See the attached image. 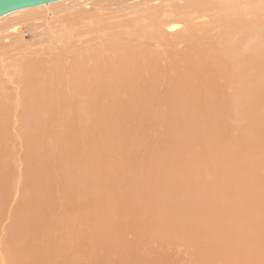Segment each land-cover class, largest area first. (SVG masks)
Here are the masks:
<instances>
[{
    "label": "bare ground",
    "instance_id": "1",
    "mask_svg": "<svg viewBox=\"0 0 264 264\" xmlns=\"http://www.w3.org/2000/svg\"><path fill=\"white\" fill-rule=\"evenodd\" d=\"M115 1L128 2L123 6L127 9H141L128 16L121 26L107 25L106 30H112L107 33L116 37L106 40L100 50L93 48L86 57L69 60L70 79L66 78L64 67L46 66L41 70L25 58L18 75H13L0 57L3 101L9 104L12 97L25 96L27 102L17 108V113L10 106L4 113V127L0 125V135L8 140L9 147L5 149L0 142V264H170L177 256V251L168 252L174 244L179 249L192 248L201 264H215L219 256L232 264H264V219L247 240L244 230L231 234L230 229L227 232L214 224L219 217L212 213L223 215L225 211L218 208V196L231 190L233 181L241 183L243 175L239 174L245 169L249 170L248 175L255 174L257 189L248 199L246 195L243 207L247 211L240 213L253 216V220L255 214L264 216V139L257 140V131L250 130L255 123L264 124V110L259 112L254 107L253 114L246 118L247 130L239 126L240 144L239 138L233 140V135L228 136L229 128L222 124L226 115H217L221 107L224 111L233 109L243 93L256 99L264 96L260 87L243 83L238 88V75H257L259 72L251 73L248 69L259 61V66L264 64V0H239L241 8L238 0H74V21L90 13L117 10V6H109ZM22 9L12 11L14 17L25 11ZM95 28L102 30L104 22L96 20L92 30ZM12 31L19 32L18 28ZM85 35L75 28L76 41L86 39ZM248 42L259 46L251 58L246 57L249 50L244 48ZM238 61L246 67L240 69ZM90 68H97L107 81L98 83L94 69ZM36 72H41V76L35 80L32 74ZM161 72L166 73L164 88L153 85L148 77ZM179 75L183 78L179 79ZM20 76L26 83L20 81ZM103 85L106 87L102 88ZM78 87L90 95V100L83 103L87 110L94 111L95 106L104 115L121 112L122 121H96L112 122L118 130L116 135L110 136L107 129L95 126L90 135L79 136L74 119L71 123L62 120L58 125L51 124L58 115L52 116L73 101L71 93ZM110 90L119 94L117 99L111 100ZM163 102L169 107L161 109ZM26 117L22 122L25 132L20 125L22 138L17 142L19 131L13 130L16 118ZM144 121H150L147 124L158 130L149 131L147 124L144 130ZM64 128L68 134L62 132ZM201 128L211 135L207 137L202 132L200 136ZM9 130L14 133L12 143L4 133ZM172 131L178 134L169 137ZM263 134L259 136L263 138ZM231 141L235 144L231 145ZM145 143H150L146 147L151 149L147 159L140 153ZM180 143L189 155L199 151L200 158L188 157L193 171L186 172L195 182L205 183L208 193L178 182L179 198L174 201V197L169 203L173 211L156 208L161 204L156 199L160 190L149 183L144 162L147 160L155 171L165 167L162 172L173 176L181 169L177 164H166L164 158L169 160V149L180 150ZM19 151L22 155L18 157ZM29 151L31 160L27 157ZM242 157L246 158L244 163ZM12 158L20 161L18 173L14 163H10ZM232 166L231 178L227 169ZM24 169L32 172L30 182ZM4 178L13 187L5 185ZM131 178L139 184L132 183ZM221 179L226 184L219 183L224 182ZM200 198L210 202V211ZM12 201L17 206L12 208L11 221L7 223V209ZM181 211H186L188 218L180 220ZM130 213L132 216L127 218ZM225 216L228 219L222 221L224 227L234 224L230 220L233 214L227 212Z\"/></svg>",
    "mask_w": 264,
    "mask_h": 264
},
{
    "label": "rangeland",
    "instance_id": "2",
    "mask_svg": "<svg viewBox=\"0 0 264 264\" xmlns=\"http://www.w3.org/2000/svg\"><path fill=\"white\" fill-rule=\"evenodd\" d=\"M218 1H220V2H222V1L236 2V0H218ZM125 3L128 4V2H125V1L120 2V3H118V1H115V3L112 2L111 5H109V6L110 7H116L117 6L118 7L117 10L103 11V13H99V11L95 12V13H90V14H87L85 17L78 18L79 21H74V19H76L74 0H58V1L50 2L48 4H42V5L33 6V7H26L25 11H23L19 17H17V16L14 17L13 12L7 13V14L3 15L2 17H0V57H3L4 60L7 62L6 64H7L8 68L10 69V71L13 75H18V71H19V67L21 65V61L25 58L28 60V62H29L28 64L32 63L36 68L41 69V70H43L46 66L55 67L57 69L64 67L63 70L65 72V76L67 79H70L72 74H71L70 68L68 66L69 60L82 59L83 57H86L87 55L92 53L93 48H97V50H100L99 48L102 46V44L106 40H109L111 38L113 39L116 37L114 34H108L107 33V31L112 33V30H110V29L106 30V26L107 25H109V26H121L123 24V22H125L127 20L128 16L133 15L134 12L139 11L141 9V8L127 9V8L123 7ZM238 7H240V8L243 7V5H241L239 3V0H238ZM21 10H23V9H21ZM96 20H102L104 22V28L102 30H100L98 28H95L94 30H92V27L95 24ZM13 28H18L19 32L18 33L13 32L12 31ZM75 28H76V31L81 30L82 32H84L86 34L85 35L86 39L81 40V41H76L78 38H76L74 36ZM244 48H245V50H249V52L247 53L248 55H246V57L251 58V57H254L253 55H255L259 46L253 45L252 43L248 42L244 46ZM84 54H86V55L83 56ZM258 56H261V53L258 54ZM261 61H263V60H261ZM259 63H260V61L257 62L252 68L248 69V71L251 73H254L255 71H257V72H259V74L254 75V76L249 77V78L245 74L238 75V88L243 83H247V87H254V86H255V88L260 87V89L263 88V91H264V64H263V67H261V66H259ZM88 67H89V64H88ZM238 67L240 69H244L246 66H245V63L243 61H238ZM90 69H94L93 76L97 79L96 81L98 83H105L107 81V77L105 75L96 71L97 68H90ZM193 71L194 70H191V72H193ZM165 74L166 73H164V72H161L159 74H148V77L151 79V82L153 85L161 86V88H164L167 85L163 81ZM40 76H41V72H36V73L32 74V77L35 78V80L38 79ZM79 76L81 78L85 79V76L84 77H82L81 75H79ZM25 77L28 78L30 76H25ZM178 78L182 79L183 76L179 75ZM19 79L22 83H26V80L22 76H20ZM8 80H9V82H11L12 78L9 77ZM104 87H106V85L102 86V88H104ZM229 90H231V88ZM109 93L108 94L111 97L110 96H108V97L113 98L111 100H115L119 96V94H117V92H113L112 90H110ZM105 94H107V93H105ZM4 97H5L4 94L0 93V109H1L0 110V125H1V128H3L5 123H6L4 113L10 106L15 107L14 113H17V108H22L25 105H27V102L25 100V96L12 97V101L9 104H6L3 101ZM71 97H73V101H70V103L67 106L62 107L57 114L52 116V117H55L58 115L57 118L54 119L55 120L54 122L50 120L51 124L53 123V125H58L62 120H65L66 122L71 123V121L74 119V123L78 125V127H77L78 130L76 133L79 136L84 137V136L90 135L96 127L107 129L108 134L110 136H114L117 134L118 130L113 126L112 122H103V123L96 124V121H97V119L99 121L121 120V112H118L117 114H114V115H104L103 112L95 106H94V111L87 110L86 108L83 107V103L90 100V95L80 87H78L77 91H74V94L71 93ZM104 98L107 99V96H104ZM107 100H109V99H107ZM160 106L162 107L161 109H165V108L169 107L167 104H165V102H163L162 105H160ZM254 107L257 111L260 110L259 112H262L264 110V96L263 97L260 96L259 99L258 98L256 99L255 96H254V98H252V96L246 92V93L241 94L240 97H238V104L235 105V107L233 109L224 111L223 108L221 107L217 113V115L220 113H224L226 115V121H223L222 124L225 127L229 128V131H227V132L228 133L230 132L231 135H228V133H227L228 136L233 135L232 136L233 140L239 138L238 139L239 144H240V135L242 134V131L240 132V129L247 130L246 124L248 122H247L246 118H248L250 115L253 114L252 109ZM192 116H194V115H192ZM26 119H27V117L26 118H16V121H15L16 123L14 125L13 130L19 131V126L22 125L21 129H23L25 132L26 125L22 122ZM189 120H192V118H190ZM242 120H244V121H242ZM127 122H132V121H127ZM149 122L150 121H148V122L144 121L145 126H143L142 128L147 129L146 124ZM61 126H63V125H61ZM137 126H139V125L137 124ZM148 126H150L149 131H152L155 133L158 130V129L155 130V128L153 126L151 127V125H148ZM239 126L240 127L242 126V127L240 128ZM230 127H232L233 129ZM263 127H264L263 123H261V124L259 123V124H257V126L255 123L252 126V128L250 129L254 132L257 131L256 132L257 140L264 139V137L262 138V135H260L261 137L259 136V134L264 133ZM48 129L56 131V129L53 126H48ZM236 130L238 132H236ZM10 132H11V134H10ZM12 132L13 131H10V130L8 131V133H7V131H4V133H6L5 135L10 138V140H11L10 143L13 142L12 140L14 137V133L12 134ZM62 132L64 134H68V129L64 128V129H62ZM202 132H203L204 136L209 137V135H211V132L206 134L207 130H205V128L200 130V133H199L200 136H201ZM172 133H173V135L178 134V132L172 131L170 133L169 137L172 136ZM191 134H193V133H191ZM193 135H195V133ZM263 136H264V134H263ZM21 138H22V134L19 131L17 142H21ZM143 139H145V140H143V143H144L147 139V136ZM65 140L68 141L66 138H65ZM0 142L3 144L5 149H9L8 140L6 138L2 137L1 135H0ZM233 142L234 141H231V143H232L231 145L235 144ZM130 144H132V143H130ZM149 144L150 143H145L144 144L145 147L141 148V151H140L141 155L146 159L151 154V149L149 147H146V146H149ZM132 145H134V144H132ZM180 145L182 147V143H180ZM183 150H184L183 147L180 150L175 148V150H173V151L171 148L168 150L169 154L166 156L167 158H169V160L164 158V162L166 164L168 163V165H172V166L173 165L175 166L177 164L179 169H181L180 171L178 170V171L173 172V174H174L173 176H171V173L166 175L162 172L165 169V167L163 169L161 168L162 169L161 171H159L158 169L155 171L151 168V166L147 162V160L144 162V164H146V166L149 170L148 177H147L149 179V183H151L152 186L156 185L158 188V191L160 190L159 191L160 194L157 195L156 199L159 200V202H161V204H159L158 206H155L156 208H160V209H164V210L167 209V210L173 211L171 208V205H169V203H170V200L172 198L175 197L174 201H175V199L179 198L178 197L179 188H177V187L178 186L181 187V184H184V183L190 184L191 187H189V188H191L193 190H196V188L198 187L199 192H202V193H205L207 191V190H205V187H204L205 183H203L202 181L201 182L200 181L195 182L193 180V177H191L186 172V170L187 171L188 170L193 171V168H191V165H189V163H188V157L196 155L198 158L199 156L197 153L199 151H194V152L192 151L193 154L189 155L188 153L185 152V150L184 151ZM238 150H239V148H238ZM201 154L202 153H200L199 155H201ZM21 155H22V152L19 151L17 153V156L19 157ZM27 157L29 160H31L30 151H29ZM186 157H187V159H186ZM235 159H237V158H235ZM183 160L185 163L183 162ZM245 160H246V158H244V157L241 158V161L243 163L245 162ZM200 161H202V160H200ZM10 163H14V167H15L14 171H16V173H18L19 170L21 169V166L18 165V163H20V161L15 162L14 159L12 158ZM183 163H184L185 167L183 166ZM235 166H236V172L238 173V168H237L238 159L236 160ZM1 167H2V165L0 164V168ZM29 168H30V166H29ZM44 168L47 170L46 167H44ZM7 169H11V168L8 166ZM233 169H234L233 166L231 168L227 169V174L229 173L228 175L230 177H231L230 174L232 173ZM202 171H204V175H206L205 169ZM202 171H201V173H203ZM244 171H246V170L244 169L241 172V174H239V176L243 175L242 178H240L241 183H238V181L234 182L232 180L233 183L230 185V187H232L231 190H226L225 192H223L221 195L218 196L219 197L218 198V200H219L218 201V204H219L218 208L221 209L220 212H222V210H223V211H225L224 212L225 214L227 212H230L231 214H233L234 216L232 218H230V220L233 221L234 224H231L229 222L231 225L227 224V226L224 227L222 225V221H224L225 219H228L225 216V214L223 213V215H221V214H218L217 212H212V211L211 212L214 213L215 216L219 217V218H216V220H214V224H216V225L219 224L220 225L219 227L221 228V226H222L223 227L222 229L224 231H227V232L230 229L229 232L231 234H234V232L238 233L241 230H244L245 235L248 236L247 240H249L252 238L251 235H249L252 232V230L254 228L259 227L258 226L259 224H263L262 220L264 219V216L260 215V217H259L258 214H255L256 217L253 220V216L252 217H245L240 213V212H246L247 211L243 207L244 203H245L244 198L246 197V195H247V199H248V196L252 195L253 192H255L257 189L256 187H254V185L256 184V181H254L255 174L254 175L252 174V176H251V175H248L249 170H247L246 172H244ZM24 173L29 179L28 182H30L31 176H32L31 170L24 169ZM149 173H151L152 175ZM149 175H151V176H149ZM161 175H163V176H161ZM186 175H187V177H186ZM228 175L224 179H226L228 177ZM245 175H247V176H245ZM182 176L184 177V179L185 178L186 179L183 180ZM250 176H251V178L249 179L248 177H250ZM71 177H72V179L74 177L73 171L71 172ZM161 177L163 179H161ZM152 178H153V180H152ZM173 178H174V180L176 179L177 181H173ZM131 179H132L131 180L132 183L139 184V182L136 179H133V178H131ZM221 180L224 181L223 179H221ZM155 181H156V183H155ZM172 181H173V184H172ZM182 181H184V182H182ZM4 182H5V185H7L8 180H6L4 178ZM178 182H180L181 184ZM219 183L226 184V181L219 182ZM171 184L174 186H172ZM7 186L13 187L12 184H8ZM162 186H163V188H161ZM169 186L172 188L170 189ZM6 188H8V187H6ZM130 188H131V185L129 186V190H130ZM182 188H183V186H182ZM249 188L251 190H249ZM126 190H127V187H126ZM129 190H127V191H129ZM124 191H125V189H124ZM233 191H235V193H233ZM99 192L98 193L100 195L102 193L104 194V191H102V192L99 191ZM106 192H108V191H105V193ZM161 192H163V193H161ZM1 193H2V189H0V195H1ZM202 193H200V194H202ZM207 193H208V191H207ZM171 194H173V195H171ZM15 196L18 197L19 193H16ZM159 196H160V198H159ZM242 196H243V199L241 198ZM98 197H100V196H98ZM232 199H233V201H232ZM239 199L241 201H239ZM201 200H205V199L200 198V202H201ZM233 202H235L234 203L235 206L232 204ZM237 202H239V203H237ZM204 203L206 206L205 207L206 210L210 211L209 210L210 202L205 200ZM228 203H229V205H228ZM162 204L164 205V208H163ZM261 204L264 205V201L261 202ZM167 205H169L170 207ZM16 206H17V203L12 201L11 205L8 207L7 218H6L7 223H9L11 221L12 208H15ZM220 206H222V207H220ZM262 209L264 210L263 207H262ZM184 212L187 213L186 211H184ZM184 212L181 211L180 220H184V219L188 218ZM169 215L172 216V214H169ZM131 216H132V214L130 213V215H128L127 218H129ZM239 218L241 219L240 221H239ZM217 219L219 222L217 221ZM105 224L108 225L109 223L105 222ZM182 227L183 226H179L178 228L181 229ZM183 229H185V228L183 227ZM40 231H41L40 229H37V232H40ZM245 235H241L240 237H245ZM238 242L240 243L239 237H238ZM171 246L168 247V252L173 253V252L177 251V256H176V259L171 260L170 264H201V263L197 262L198 256H195V253L192 251V248H189L187 246L186 247L181 246L182 248L179 249V245L177 248L176 244L171 245ZM223 259H224V257L219 256L218 258H216L214 260V263L215 264H232V262L228 261L227 259H224V260ZM237 264H242V263L237 262Z\"/></svg>",
    "mask_w": 264,
    "mask_h": 264
},
{
    "label": "water",
    "instance_id": "3",
    "mask_svg": "<svg viewBox=\"0 0 264 264\" xmlns=\"http://www.w3.org/2000/svg\"><path fill=\"white\" fill-rule=\"evenodd\" d=\"M58 0H0V17L14 10L48 4Z\"/></svg>",
    "mask_w": 264,
    "mask_h": 264
}]
</instances>
